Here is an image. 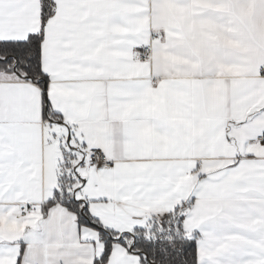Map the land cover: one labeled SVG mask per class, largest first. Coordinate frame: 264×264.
<instances>
[{
    "label": "snow or ice",
    "instance_id": "obj_1",
    "mask_svg": "<svg viewBox=\"0 0 264 264\" xmlns=\"http://www.w3.org/2000/svg\"><path fill=\"white\" fill-rule=\"evenodd\" d=\"M0 264H264V0H0Z\"/></svg>",
    "mask_w": 264,
    "mask_h": 264
}]
</instances>
